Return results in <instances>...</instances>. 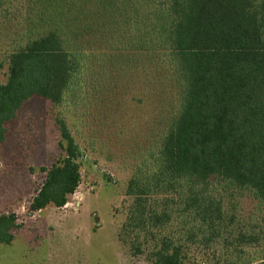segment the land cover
I'll use <instances>...</instances> for the list:
<instances>
[{
    "label": "trees",
    "instance_id": "obj_1",
    "mask_svg": "<svg viewBox=\"0 0 264 264\" xmlns=\"http://www.w3.org/2000/svg\"><path fill=\"white\" fill-rule=\"evenodd\" d=\"M22 2L0 0V35L10 37L0 145L33 96L57 106L90 96L95 108L144 86L157 111L158 143L128 181L118 229L131 256L187 264L189 245L218 237L226 188L251 190L264 207V0ZM55 123L63 154L30 211L63 207L80 183L77 146ZM16 227L14 213L0 214V244Z\"/></svg>",
    "mask_w": 264,
    "mask_h": 264
},
{
    "label": "rangeland",
    "instance_id": "obj_2",
    "mask_svg": "<svg viewBox=\"0 0 264 264\" xmlns=\"http://www.w3.org/2000/svg\"><path fill=\"white\" fill-rule=\"evenodd\" d=\"M22 1L25 6L27 0ZM16 14L24 20L27 11L24 7ZM9 38L0 35L1 83L8 73L4 58ZM116 97L94 108L90 96L81 102L67 98L58 106L33 96L6 124V140L0 145V214L14 213L18 227L11 243L0 244V264H151L144 254H129L118 240V229L131 201L128 181L147 147L158 143L157 111L144 86ZM57 117L77 146L80 183L63 207L30 211L44 169L63 154ZM220 197L224 218L218 237L209 245H189L186 263L264 260L262 204L245 188H226Z\"/></svg>",
    "mask_w": 264,
    "mask_h": 264
}]
</instances>
